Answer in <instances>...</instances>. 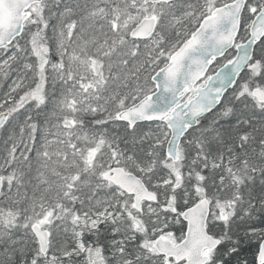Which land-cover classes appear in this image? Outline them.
Instances as JSON below:
<instances>
[{
    "label": "snow or ice",
    "instance_id": "snow-or-ice-1",
    "mask_svg": "<svg viewBox=\"0 0 264 264\" xmlns=\"http://www.w3.org/2000/svg\"><path fill=\"white\" fill-rule=\"evenodd\" d=\"M0 264H264V0H0Z\"/></svg>",
    "mask_w": 264,
    "mask_h": 264
}]
</instances>
